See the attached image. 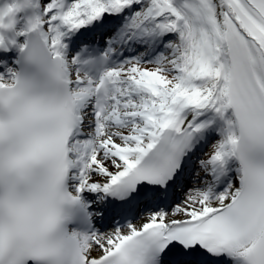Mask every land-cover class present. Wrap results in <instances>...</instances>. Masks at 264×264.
<instances>
[{
	"label": "snow or ice",
	"instance_id": "6c2138e0",
	"mask_svg": "<svg viewBox=\"0 0 264 264\" xmlns=\"http://www.w3.org/2000/svg\"><path fill=\"white\" fill-rule=\"evenodd\" d=\"M0 68V264H264V0H3Z\"/></svg>",
	"mask_w": 264,
	"mask_h": 264
},
{
	"label": "bare ground",
	"instance_id": "6f19581e",
	"mask_svg": "<svg viewBox=\"0 0 264 264\" xmlns=\"http://www.w3.org/2000/svg\"><path fill=\"white\" fill-rule=\"evenodd\" d=\"M114 19H112V17H106V21L107 20H111L112 19V21L114 20V21H116L117 19H118V17H113ZM101 28V26L99 27V26H96V27H93V28H89V29H85V30H82V33L83 32H86V31H90V30H94L95 31V33H98V31H99V29ZM96 29H98V31L96 30ZM101 31V30H100ZM99 31V32H100ZM73 44H75V42L73 43ZM207 151H210V149H207L206 150V152ZM139 223V222H138ZM140 223H142V222H140Z\"/></svg>",
	"mask_w": 264,
	"mask_h": 264
},
{
	"label": "rangeland",
	"instance_id": "374dc122",
	"mask_svg": "<svg viewBox=\"0 0 264 264\" xmlns=\"http://www.w3.org/2000/svg\"><path fill=\"white\" fill-rule=\"evenodd\" d=\"M2 2H3V0H0V3H2ZM147 67L152 68V67H154V65L149 64V65H147ZM2 71H4V69H3ZM2 71H0V72H2ZM206 150H207V149H205V151H206Z\"/></svg>",
	"mask_w": 264,
	"mask_h": 264
}]
</instances>
